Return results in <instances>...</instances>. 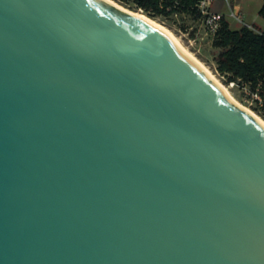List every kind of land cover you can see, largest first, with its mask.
<instances>
[{
	"label": "water",
	"instance_id": "obj_1",
	"mask_svg": "<svg viewBox=\"0 0 264 264\" xmlns=\"http://www.w3.org/2000/svg\"><path fill=\"white\" fill-rule=\"evenodd\" d=\"M0 264H264V124L105 0H0Z\"/></svg>",
	"mask_w": 264,
	"mask_h": 264
},
{
	"label": "trees",
	"instance_id": "obj_2",
	"mask_svg": "<svg viewBox=\"0 0 264 264\" xmlns=\"http://www.w3.org/2000/svg\"><path fill=\"white\" fill-rule=\"evenodd\" d=\"M116 1L153 20L170 21L192 40L197 38L199 27L205 34L207 15L200 8L202 0ZM258 15L264 20V0ZM253 27L254 29L240 26L233 29L223 15L216 32L207 36L214 50V73L225 85L235 83L237 90L247 88L254 91L258 87L264 88V30L257 25Z\"/></svg>",
	"mask_w": 264,
	"mask_h": 264
},
{
	"label": "rangeland",
	"instance_id": "obj_3",
	"mask_svg": "<svg viewBox=\"0 0 264 264\" xmlns=\"http://www.w3.org/2000/svg\"><path fill=\"white\" fill-rule=\"evenodd\" d=\"M117 4H119L116 0H113ZM120 5V4H119ZM244 12H245V21L247 22H252L254 19L257 18V20H263L258 19V12L262 6V0H249V1H244ZM122 6V5H120ZM123 8L126 9L127 12L129 13H140V12H135L133 10H130L127 7L122 6ZM213 10H220L222 11L226 19L229 21L231 27L233 29L239 28L241 25H239L236 21H234L230 16H229V6L221 2L219 0L214 1L212 5ZM142 14V13H141ZM159 24L167 28L169 31L173 33L175 37L180 41V43L190 51V53L197 58L199 61H201L205 66L209 68V70L214 74V76L218 79V81L225 86L222 81L218 78V76L214 73L213 70V64H211V60H213V55H214V50L211 48V41L210 39L204 34L202 29L199 27V31L197 33V38L195 40H192L189 38V35L187 33H183L180 29L179 26L177 25H172L170 21L165 20L166 22H163L161 20H156ZM257 26L262 27V24H260V21H257ZM226 87V86H225ZM229 93L232 95V97L240 103L243 107H246L245 104H242V94L237 90V89H231L227 88Z\"/></svg>",
	"mask_w": 264,
	"mask_h": 264
},
{
	"label": "built area",
	"instance_id": "obj_4",
	"mask_svg": "<svg viewBox=\"0 0 264 264\" xmlns=\"http://www.w3.org/2000/svg\"><path fill=\"white\" fill-rule=\"evenodd\" d=\"M213 1L214 0H202L200 4L202 12L207 15V18L204 23V31L206 36H211L216 32L218 28V22L222 19V16L224 15L212 11L211 5ZM229 10V16L239 25L247 26L250 29H254L252 24H249L245 21L243 14L236 6H229ZM225 86V88L236 89L235 83H229ZM238 91L243 96L242 104H245V108L250 110L252 113L257 115L260 119L264 121V88L258 87L254 91H251L247 88H243Z\"/></svg>",
	"mask_w": 264,
	"mask_h": 264
},
{
	"label": "bare ground",
	"instance_id": "obj_5",
	"mask_svg": "<svg viewBox=\"0 0 264 264\" xmlns=\"http://www.w3.org/2000/svg\"><path fill=\"white\" fill-rule=\"evenodd\" d=\"M106 2H108L109 4L111 5H114L115 7L121 9V10H124L126 11L125 8H123L122 6H120L119 4H117L116 2H114L113 0H105ZM134 14L135 16L137 17H140L141 19L145 20L146 22L150 23L151 25L155 26L156 28H159L161 30H163L164 32L167 33V35L189 56L191 57L194 61H196L205 71H207L209 73V75L216 81V83L222 87L226 93L233 99V101H235L237 104L240 105V103H238L233 97L232 95L229 93V91L227 90V88H225L219 81L218 79L214 76V74L209 70V68L207 66H205L201 61H199L197 58H195L189 50H187L181 43L180 41L177 39V37H175L173 35V33L171 31H169L167 28H165L164 26H162L161 24H159L156 20H153L149 17H147L146 15L144 14H141V13H132ZM242 106V105H240ZM243 107V106H242ZM245 108V107H243ZM247 109V108H245ZM248 110V109H247ZM249 112H251L250 110H248ZM252 113V112H251ZM256 118H258L263 124H264V121L262 119H260L257 115H255L254 113H252Z\"/></svg>",
	"mask_w": 264,
	"mask_h": 264
},
{
	"label": "crops",
	"instance_id": "obj_6",
	"mask_svg": "<svg viewBox=\"0 0 264 264\" xmlns=\"http://www.w3.org/2000/svg\"><path fill=\"white\" fill-rule=\"evenodd\" d=\"M214 1H217V0H214ZM213 1V2H214ZM219 1H221V2H224V3H226L228 6H236L240 11H241V13L243 14V16L245 17V12H244V5H243V3H244V1H249V0H234V1H227V0H219ZM213 2H212V5H213ZM212 5H211V9H212ZM212 11H214V12H218V13H221V14H224L222 11H220V10H213L212 9ZM225 15V14H224ZM258 19H261L260 18V16L258 15ZM257 21H260V24H262V27H260V28H262L263 30H264V20H257V18L256 19H254L252 22H247V23H249V24H252V25H257ZM212 48V47H211ZM211 64H213V66H214V62H213V60H211Z\"/></svg>",
	"mask_w": 264,
	"mask_h": 264
}]
</instances>
